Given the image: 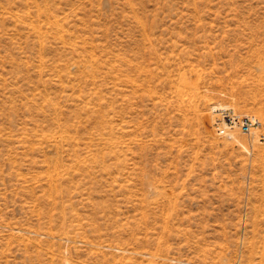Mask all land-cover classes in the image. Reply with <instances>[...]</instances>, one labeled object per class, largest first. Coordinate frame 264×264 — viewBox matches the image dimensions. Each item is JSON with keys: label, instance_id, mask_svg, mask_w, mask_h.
<instances>
[{"label": "rangeland", "instance_id": "374dc122", "mask_svg": "<svg viewBox=\"0 0 264 264\" xmlns=\"http://www.w3.org/2000/svg\"><path fill=\"white\" fill-rule=\"evenodd\" d=\"M0 264H264V0H0Z\"/></svg>", "mask_w": 264, "mask_h": 264}, {"label": "built area", "instance_id": "2783aa9c", "mask_svg": "<svg viewBox=\"0 0 264 264\" xmlns=\"http://www.w3.org/2000/svg\"><path fill=\"white\" fill-rule=\"evenodd\" d=\"M225 123H228V125L231 127H233L237 123L242 129H244L245 131H249L250 127L255 123V119L248 116L239 119L236 115H233L231 117H225L224 124ZM218 128L219 126H217V129ZM223 130L224 129H219L218 131L222 132Z\"/></svg>", "mask_w": 264, "mask_h": 264}, {"label": "bare ground", "instance_id": "6f19581e", "mask_svg": "<svg viewBox=\"0 0 264 264\" xmlns=\"http://www.w3.org/2000/svg\"><path fill=\"white\" fill-rule=\"evenodd\" d=\"M213 108H214V110L219 111L216 114L217 116H216V120H215V121H217V126L222 125L224 123L225 117H227V116L231 117V116L235 115L234 110L231 109L230 107L228 108L227 106H224V107H217V106L215 107L214 106ZM219 129H221L220 126H219L218 130ZM219 133H224V130L222 132H219ZM226 137L227 138H233V135L230 132H227Z\"/></svg>", "mask_w": 264, "mask_h": 264}]
</instances>
